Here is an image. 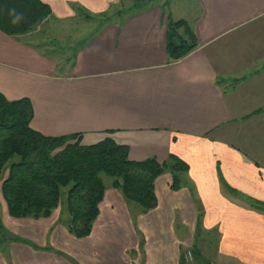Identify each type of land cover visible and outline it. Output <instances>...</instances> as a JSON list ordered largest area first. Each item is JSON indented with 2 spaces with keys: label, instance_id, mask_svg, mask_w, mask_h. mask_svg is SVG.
Instances as JSON below:
<instances>
[{
  "label": "crops",
  "instance_id": "1",
  "mask_svg": "<svg viewBox=\"0 0 264 264\" xmlns=\"http://www.w3.org/2000/svg\"><path fill=\"white\" fill-rule=\"evenodd\" d=\"M39 1L50 9L39 26L0 32L5 99H27L43 136L111 139L134 162L177 157L203 227L220 235L215 260L192 264H264V0ZM169 19L185 21L198 44L178 61L165 50ZM71 23L76 34L56 35ZM56 40L69 52L61 63L48 52ZM170 184L168 173L156 179L147 212L107 186L84 238L59 222L61 207L14 219L0 194V264H188L199 210L188 188Z\"/></svg>",
  "mask_w": 264,
  "mask_h": 264
},
{
  "label": "trees",
  "instance_id": "2",
  "mask_svg": "<svg viewBox=\"0 0 264 264\" xmlns=\"http://www.w3.org/2000/svg\"><path fill=\"white\" fill-rule=\"evenodd\" d=\"M143 5V1H132V7L139 10ZM49 16L50 9L39 0H0V32L10 37L29 33ZM197 45L185 21L168 20L165 50L170 61L182 59ZM32 117L27 99L8 101L0 93V173H4L0 194L10 217L48 218L61 207L59 222L72 236L84 238L106 190L101 175L111 178L110 186L143 212L156 206L154 183L165 173L171 177L172 191L187 187L198 203L186 176L188 166L177 157L168 155L162 164L153 158L130 161L128 147L111 139L82 146L79 135L43 136L31 129ZM224 187L240 196L235 189ZM258 208L263 210L264 206ZM199 216L201 221L202 214Z\"/></svg>",
  "mask_w": 264,
  "mask_h": 264
},
{
  "label": "rangeland",
  "instance_id": "3",
  "mask_svg": "<svg viewBox=\"0 0 264 264\" xmlns=\"http://www.w3.org/2000/svg\"><path fill=\"white\" fill-rule=\"evenodd\" d=\"M76 25H77V23L59 25V26L56 27V31H55V32H57L56 35H66V38H67L71 34H76L77 31H78V29L76 28ZM45 27H47V26L46 25H42L40 27L39 32H41L40 34L42 36H44V33H48V32L51 33L50 31L52 29H50V31L48 30V32H45L46 31ZM80 32H81V34H86L85 31L81 30ZM38 35H39V33H38ZM45 36H46V34H45ZM51 37H52L50 39L51 41L55 40L54 38H56L54 36H51ZM43 39H49V36H46ZM28 41H30V40L28 39ZM62 42H63V40H62ZM62 42H59L58 40H56L54 42L55 47L50 48V51H48L49 53L53 54L54 57L56 56V60L59 63L64 61V57L63 56H64L65 52H62V51L58 50V47H59V45H62ZM63 46H64V44H63ZM38 48L40 50L43 49L42 46H39ZM44 52L46 53V51H44ZM67 55H69V52L65 53V56H67ZM165 174H167V173H165ZM3 177H4V173H0V185H1V180H2ZM101 179H102V181H103V183H104V185L106 187L110 186V184L112 182L111 178L106 177L104 175H101ZM183 188H187V187H182L179 190H181ZM66 191H67V189L62 190V195H61V201L62 202H64V200H65ZM174 192H177V191H174ZM196 204H197V209L199 210V215H201V214L203 215L202 208H201L200 204L199 203H196ZM61 217L64 219L66 216H65V214H63ZM201 220H202V218H201ZM93 223H94V221H93ZM93 223H92V226H93ZM62 225H64V224L62 223ZM92 226H91V230H92ZM198 229H199L198 230V234L195 236V240H194L193 246L189 247L190 251L192 252V253L189 252L191 254L192 260L188 264H192L194 262L193 261L194 258L196 260L197 259L203 260L205 263H210V262L215 260V257H216V254H217L216 253L217 252L216 248H217V245H218V240H219L220 235L214 230L205 229L203 227L201 221H200V224L198 225ZM91 230H90V233H91ZM90 233H89V235H90Z\"/></svg>",
  "mask_w": 264,
  "mask_h": 264
},
{
  "label": "built area",
  "instance_id": "4",
  "mask_svg": "<svg viewBox=\"0 0 264 264\" xmlns=\"http://www.w3.org/2000/svg\"><path fill=\"white\" fill-rule=\"evenodd\" d=\"M184 258H185V260H186L187 262H191V260H192L191 254H190L189 252H186V253L184 254Z\"/></svg>",
  "mask_w": 264,
  "mask_h": 264
},
{
  "label": "clouds",
  "instance_id": "5",
  "mask_svg": "<svg viewBox=\"0 0 264 264\" xmlns=\"http://www.w3.org/2000/svg\"><path fill=\"white\" fill-rule=\"evenodd\" d=\"M20 18L19 17H16V20H19ZM15 22V21H14Z\"/></svg>",
  "mask_w": 264,
  "mask_h": 264
}]
</instances>
